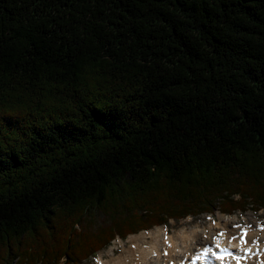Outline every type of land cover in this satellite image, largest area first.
I'll return each mask as SVG.
<instances>
[{
    "label": "trees",
    "instance_id": "obj_1",
    "mask_svg": "<svg viewBox=\"0 0 264 264\" xmlns=\"http://www.w3.org/2000/svg\"><path fill=\"white\" fill-rule=\"evenodd\" d=\"M264 210V0H0V264Z\"/></svg>",
    "mask_w": 264,
    "mask_h": 264
},
{
    "label": "bare ground",
    "instance_id": "obj_2",
    "mask_svg": "<svg viewBox=\"0 0 264 264\" xmlns=\"http://www.w3.org/2000/svg\"><path fill=\"white\" fill-rule=\"evenodd\" d=\"M218 215L224 220L218 223L222 237H216L213 242H210L213 230L219 227H206L208 231L204 233L207 236L202 237L197 229H183L168 235L166 225L157 226L126 238L130 244L124 250H129L126 256L112 257L107 263H100V257L99 264H250L253 261L264 264V231L259 229L264 230V226L242 227L233 231L228 221L233 220L236 214L231 218L227 216V220L221 213ZM162 256L165 258L161 259Z\"/></svg>",
    "mask_w": 264,
    "mask_h": 264
},
{
    "label": "rangeland",
    "instance_id": "obj_3",
    "mask_svg": "<svg viewBox=\"0 0 264 264\" xmlns=\"http://www.w3.org/2000/svg\"><path fill=\"white\" fill-rule=\"evenodd\" d=\"M219 213H221L222 217L226 220H227V216L231 218V216H234L236 214V216L232 218L234 221L231 219L228 221V225L231 224L229 228L233 231L237 230V228L240 229L242 227L258 228V226H261V225L264 226V211L263 210H260V211L247 210L245 212L235 211L234 213L227 215L221 212L219 209H215L212 213H205V214L201 213V215H198V216L196 215L195 217L189 216L187 218L178 219V220L171 219L167 223V225L165 224L167 233L168 235H174L175 233L183 229H186V230L197 229L199 230L201 235H203L202 237H205L207 236V233H204V231H208V228L206 227H209V226L219 227L218 223L221 221L222 222L224 221V220H221L222 218L220 215H218ZM190 217L191 219H189ZM155 227L157 226H154L150 230L154 229ZM259 229L261 231H264L260 227ZM221 230L222 229L220 227L216 230H213L212 236L210 238V242H213V240L215 241L216 237L217 238H220V236L222 237ZM140 232L141 231L134 233V234H138ZM118 239L120 240L121 238L120 237L115 238V240L112 241V243L108 247L100 251H97L96 255L91 256L90 258L84 260L83 264H99L100 257H102V261L100 263H107L108 260L112 257L119 258L122 255L126 256L129 250H126V251L124 250L126 248H129L130 244L128 243V240L126 238L121 239L123 240L122 242H120ZM163 258H165V256L161 257V259ZM251 263L261 264V262L259 261H253Z\"/></svg>",
    "mask_w": 264,
    "mask_h": 264
},
{
    "label": "snow or ice",
    "instance_id": "obj_4",
    "mask_svg": "<svg viewBox=\"0 0 264 264\" xmlns=\"http://www.w3.org/2000/svg\"><path fill=\"white\" fill-rule=\"evenodd\" d=\"M226 251V250H225Z\"/></svg>",
    "mask_w": 264,
    "mask_h": 264
}]
</instances>
